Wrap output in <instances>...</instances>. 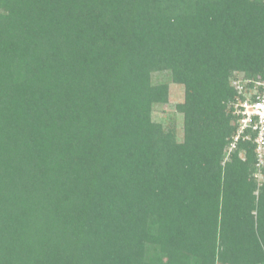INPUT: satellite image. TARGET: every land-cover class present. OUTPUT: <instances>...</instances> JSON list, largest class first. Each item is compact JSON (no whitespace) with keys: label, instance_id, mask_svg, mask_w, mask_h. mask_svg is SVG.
I'll list each match as a JSON object with an SVG mask.
<instances>
[{"label":"trees","instance_id":"obj_1","mask_svg":"<svg viewBox=\"0 0 264 264\" xmlns=\"http://www.w3.org/2000/svg\"><path fill=\"white\" fill-rule=\"evenodd\" d=\"M243 75L258 97L264 0H0V264H264Z\"/></svg>","mask_w":264,"mask_h":264},{"label":"rangeland","instance_id":"obj_2","mask_svg":"<svg viewBox=\"0 0 264 264\" xmlns=\"http://www.w3.org/2000/svg\"><path fill=\"white\" fill-rule=\"evenodd\" d=\"M150 77L152 84L154 86L159 84L169 85L168 101L166 103H155L152 106V113H151L152 122L163 124L165 129L174 128L176 131V136L178 138V141L182 142L184 136L183 115L178 113L177 106L184 103L185 101L186 87L181 83H173L171 72L167 70L154 72ZM242 78H245V76L243 75V77H241L240 80L237 79L236 82L234 83L236 85V88L238 89V96L234 104L235 107L237 104L246 101L245 99L253 100L252 95L254 94H255L254 96L257 97V90L259 89H254V86L260 87L259 83L255 85V83L253 84L252 81H250V79L244 80ZM232 149L233 147L231 146L230 151H232ZM242 157L244 158V155H242ZM254 169L255 170L253 176L259 181L260 184L263 178V171L258 168L257 164L256 166H254Z\"/></svg>","mask_w":264,"mask_h":264},{"label":"built area","instance_id":"obj_3","mask_svg":"<svg viewBox=\"0 0 264 264\" xmlns=\"http://www.w3.org/2000/svg\"><path fill=\"white\" fill-rule=\"evenodd\" d=\"M234 114L238 116L239 129L232 147L236 146L246 130L257 133L255 138L257 166L261 169L264 165V90L254 101H243L237 104Z\"/></svg>","mask_w":264,"mask_h":264}]
</instances>
